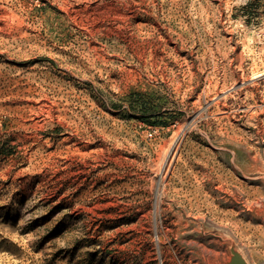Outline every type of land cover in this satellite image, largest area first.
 Masks as SVG:
<instances>
[{"label": "rangeland", "instance_id": "obj_1", "mask_svg": "<svg viewBox=\"0 0 264 264\" xmlns=\"http://www.w3.org/2000/svg\"><path fill=\"white\" fill-rule=\"evenodd\" d=\"M232 247L264 264V0H0V264Z\"/></svg>", "mask_w": 264, "mask_h": 264}, {"label": "bare ground", "instance_id": "obj_2", "mask_svg": "<svg viewBox=\"0 0 264 264\" xmlns=\"http://www.w3.org/2000/svg\"><path fill=\"white\" fill-rule=\"evenodd\" d=\"M215 87V86H214ZM209 88V87H208ZM215 89V88H214ZM207 91H209L208 89H207ZM206 95H207V93H206ZM215 95H217V93H215ZM202 98V97H201ZM206 98V97H205ZM219 98V97H218ZM213 99V98H212ZM222 100V99H221ZM216 101V100H215ZM220 101V100H219ZM225 101V100H224ZM217 102V101H216ZM220 103V102H219ZM213 104H215V103H213ZM221 104V103H220ZM221 136V135H220ZM231 139V138H230ZM223 144V143H222ZM174 154V153H173ZM222 157V156H221ZM171 161H172V159H171ZM171 161H170V163H171ZM183 162V161H182ZM178 171V170H177ZM180 171V170H179ZM207 175V174H206ZM219 176V175H218ZM221 178V177H220ZM219 180H221V179H219ZM223 180V179H222ZM225 181V180H224ZM221 182V181H220ZM221 183H223V182H221ZM209 184V183H208ZM211 185H212V183H211ZM222 186V185H221ZM224 186V185H223ZM217 189V191H219L221 188L220 187H217L216 188ZM202 190V189H201ZM212 193V192H211ZM211 193L209 192V191H205V206H213L214 208L213 209H217L218 210V207H219V203H216L213 199V201H211V202H209V199H211L212 198V196H211ZM188 196V195H187ZM194 197H196V196H194ZM195 199V198H194ZM219 199V198H218ZM221 199V198H220ZM192 200V199H191ZM220 201V200H219ZM224 203V202H223ZM225 205V204H224ZM206 210V209H205ZM207 210H208V208H207ZM210 211H212V210H210ZM214 211V210H213ZM220 211V210H219ZM215 212V211H214ZM209 214H211L210 212H209ZM220 215H221V213H219ZM216 215H218L217 213H216ZM215 216V215H214ZM219 216V215H218Z\"/></svg>", "mask_w": 264, "mask_h": 264}, {"label": "water", "instance_id": "obj_3", "mask_svg": "<svg viewBox=\"0 0 264 264\" xmlns=\"http://www.w3.org/2000/svg\"><path fill=\"white\" fill-rule=\"evenodd\" d=\"M231 258L228 264H248L243 256L234 248H231Z\"/></svg>", "mask_w": 264, "mask_h": 264}, {"label": "trees", "instance_id": "obj_4", "mask_svg": "<svg viewBox=\"0 0 264 264\" xmlns=\"http://www.w3.org/2000/svg\"><path fill=\"white\" fill-rule=\"evenodd\" d=\"M155 115H150V116H145V117H143V118H145L144 120L146 121V122H149V120L152 118V117H154Z\"/></svg>", "mask_w": 264, "mask_h": 264}]
</instances>
